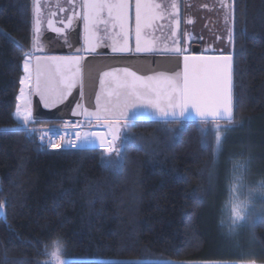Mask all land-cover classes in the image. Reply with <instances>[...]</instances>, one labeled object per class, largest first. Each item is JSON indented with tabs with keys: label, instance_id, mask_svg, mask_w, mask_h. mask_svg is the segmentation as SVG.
I'll return each mask as SVG.
<instances>
[{
	"label": "trees",
	"instance_id": "1",
	"mask_svg": "<svg viewBox=\"0 0 264 264\" xmlns=\"http://www.w3.org/2000/svg\"><path fill=\"white\" fill-rule=\"evenodd\" d=\"M232 16L233 119L219 124L258 135L264 0H232ZM32 18V0H0V264H46L57 243L69 264H264V219L250 245L220 234L209 184L217 124L129 123L119 153L49 150L22 129L14 109Z\"/></svg>",
	"mask_w": 264,
	"mask_h": 264
},
{
	"label": "snow or ice",
	"instance_id": "2",
	"mask_svg": "<svg viewBox=\"0 0 264 264\" xmlns=\"http://www.w3.org/2000/svg\"><path fill=\"white\" fill-rule=\"evenodd\" d=\"M133 7L134 49L129 45L132 34L130 10ZM172 8L175 10V3ZM81 9V12L68 16L64 24V28L68 29L74 18L79 17L83 21V49L77 48L72 55L36 56L35 52L44 51L37 42L40 28L39 22L36 23L34 48L23 60L24 75L20 79L21 87L14 109L15 119L25 128L33 122H39L33 116L31 97H38L44 108L51 109L63 104L78 85L83 95L82 63L86 55L98 54L97 49L101 47L97 35L99 24L106 26L112 53H152L158 47L155 38H149V32L154 29L157 20L163 19L164 14L161 5L154 0H134V5L130 0H82ZM48 27L57 34L62 31L53 27L51 20ZM176 34L174 27L172 36ZM180 43L174 40L172 46H165V51L182 56V72L142 75L127 67H117L101 73L95 111L82 109L78 102L72 109V115H82L90 124L95 122L103 125L107 128L106 133L80 131V122L64 120L61 122L62 129L70 131L53 132L51 128L42 130L40 140L43 141L47 136L48 146L58 150L65 145L76 148L78 142L96 139L105 153H119L116 141L120 139L121 131L128 128L130 115H135L136 110L145 109L160 120L171 118L173 121L182 119L191 110L201 122L217 124L215 140L219 145L222 139L219 121L227 120L231 123L233 119V57L223 54L190 56L187 49L180 47ZM4 206L0 204V208ZM233 215V223L244 220V216L235 208ZM47 254L52 257V262L64 264V250L58 243Z\"/></svg>",
	"mask_w": 264,
	"mask_h": 264
},
{
	"label": "flooded vegetation",
	"instance_id": "3",
	"mask_svg": "<svg viewBox=\"0 0 264 264\" xmlns=\"http://www.w3.org/2000/svg\"><path fill=\"white\" fill-rule=\"evenodd\" d=\"M52 2H54V0H45L47 11L51 10ZM130 2L134 5V0H130ZM154 2L161 5V11L164 14L163 19L157 20L155 22L154 29L150 30L149 32V38H155L156 44L158 45L156 50H154L152 53L139 54H136L134 51L127 54L112 53L110 49L111 40L107 38L109 33L105 31L106 26L104 24H99L97 26V35L100 37L101 47L97 49L98 54L94 53L92 55H177L175 53L165 51V46H172L174 40L181 42L180 47L187 49V54L190 56L212 54L232 55V0H154ZM173 3L176 4L175 10L172 8ZM222 3L224 6H222ZM81 4L82 0H67V4L65 6L56 8V10H58L57 12H55V10L51 11V13L48 12L49 14L46 17V21L44 24H42L43 31L45 33L44 37H42V40L46 41L52 37L56 41V44L50 45V43H47L48 45L46 48L60 47V49H62L63 47L66 50V53L64 54H73L71 50L75 49L76 47L83 49L84 33L82 19L79 17L77 21L73 19L74 25H72L68 30H64L62 28V16L64 15L66 18L70 13L74 15L76 11L81 8ZM81 11L82 9H80V12ZM173 11L175 12V15H173ZM58 16L61 18L60 20H56ZM49 20L52 21L53 27L62 30L60 34H57L56 32L49 29ZM189 20L192 22L188 23ZM129 25L132 29L129 45L134 49V7L130 10ZM174 27L177 33L176 36H172ZM73 28L74 32L72 33V37L70 39L65 34H68ZM63 30L65 34H62ZM76 31H79L80 33V42L76 41ZM185 37H187V39ZM71 41L74 43L73 48ZM81 54L84 53L82 52Z\"/></svg>",
	"mask_w": 264,
	"mask_h": 264
},
{
	"label": "rangeland",
	"instance_id": "4",
	"mask_svg": "<svg viewBox=\"0 0 264 264\" xmlns=\"http://www.w3.org/2000/svg\"><path fill=\"white\" fill-rule=\"evenodd\" d=\"M33 16L35 19L37 12H33ZM34 19L32 18V25L36 26V20ZM231 20L233 21V16ZM35 38L33 27V41ZM32 46L34 48V43ZM48 50L66 51L63 47L62 49L60 47H50ZM56 124L58 123L41 126L50 127ZM220 126H225V129L220 131L221 143L217 145L215 141L214 164L210 172L209 182L213 202L219 201L217 206H219L218 212L221 214L220 234L234 243L240 244L239 242L245 240V244L250 245L252 244L254 224L264 217V128H260V131L256 127L255 130L258 131V135H251L243 127L237 128L219 124L218 127ZM82 127L86 131L93 128L95 132L99 131L102 134L107 132L105 131L106 128L102 125L98 126L94 122ZM214 129L216 133L217 125ZM125 133L126 130L121 131L120 139L116 143L120 150ZM93 141L99 147V141L96 139H93ZM234 208L244 216V220L233 223L235 219L233 215ZM52 249L53 247L44 248L42 252L44 257L49 258V260H45L46 264L52 262V257L47 254ZM62 249L65 251L64 246ZM247 256H249L248 253ZM63 259L64 264H69L70 260L66 257V254ZM52 264H58V261L52 262Z\"/></svg>",
	"mask_w": 264,
	"mask_h": 264
},
{
	"label": "water",
	"instance_id": "5",
	"mask_svg": "<svg viewBox=\"0 0 264 264\" xmlns=\"http://www.w3.org/2000/svg\"><path fill=\"white\" fill-rule=\"evenodd\" d=\"M79 8L76 13L80 12ZM72 15L71 13L68 16ZM62 16V28L67 22V18ZM78 17L74 18L77 21ZM80 20V19H79ZM74 22H72V25ZM69 29V28H68ZM66 29V30H68ZM63 30L62 34H65ZM74 28L70 30L67 35L70 39ZM80 33L75 32L77 42L79 41ZM72 48L74 43L71 41ZM72 49V53L75 54L76 49ZM98 52V51H97ZM104 53V52H101ZM139 54V53H136ZM72 54H53L48 56H67ZM231 55V54H229ZM36 56H45V54H38ZM232 56V55H231ZM127 67L131 70L136 71L142 75H153L157 72H164L166 74H172L176 72H182L183 58L178 55H149V56H109V55H86V59L82 63V82L83 95L81 96V87L78 85L73 89L72 95L63 103L57 107L46 109L39 102V98L36 96L32 97L33 103V116L36 121H64V120H84L89 122L84 116H73L72 109L75 108L79 102L82 105V109H88L89 111H95L96 109V94L100 91V75L104 71H108L112 68ZM136 121H173L171 118L167 120H160L155 116L154 113L139 109L136 110L135 115H130V123ZM177 121H200L199 118L189 110L188 114ZM227 122V120H221ZM103 126V125H102ZM104 127V126H103ZM106 128V127H104ZM107 129V128H106ZM97 147V146H96Z\"/></svg>",
	"mask_w": 264,
	"mask_h": 264
},
{
	"label": "crops",
	"instance_id": "6",
	"mask_svg": "<svg viewBox=\"0 0 264 264\" xmlns=\"http://www.w3.org/2000/svg\"><path fill=\"white\" fill-rule=\"evenodd\" d=\"M32 3H33V12L34 13L37 12L36 18L34 19V16H33V19L36 20L35 24L37 23V21L39 22V28H40L39 38H38L37 42L39 43L40 47H42L43 50H44L43 52H35V55H38V54L53 55V54H64V53H66V51H63V52L62 51H55V50L54 51H49L48 48H46V46L48 45L47 43H50V45H54V44H56V41L52 37L50 39L46 40V41L42 40V37H44V35H45V33L43 31L42 24L45 23L46 17H47V15L49 13H51V11L55 10V12H57L58 10H56V8L65 6L67 4V0H54V2L51 3V10L50 11L46 10L45 0H32ZM54 7H55V9H54ZM66 13H68V12H66ZM57 19L60 20L61 18L58 16L56 18V20ZM33 27L35 29V25ZM32 45H33V43H32ZM32 51H33V46H32L31 50L28 53H30ZM24 58H23V60H24ZM22 70H23V63H22ZM23 75H24V71H23ZM20 87H21V85H19V90H20ZM19 90H18V92H19ZM31 99H32V97H31ZM18 122L22 125V123L20 121H18ZM41 122H44L45 125H51L53 123H56V121H41ZM50 122H52V123L48 124ZM105 131H107V129ZM93 132H95V131H93Z\"/></svg>",
	"mask_w": 264,
	"mask_h": 264
},
{
	"label": "built area",
	"instance_id": "7",
	"mask_svg": "<svg viewBox=\"0 0 264 264\" xmlns=\"http://www.w3.org/2000/svg\"><path fill=\"white\" fill-rule=\"evenodd\" d=\"M68 121H77V122H80V124H81V128L79 129L80 131H86V130H83V127L82 126H84V125L87 126L88 124H90L89 122L84 121V120H68ZM61 122L62 121H60V122H58V124L53 125V126H50V127L41 126V125H33V123H34L33 122V123H31V124L28 125V128H25L24 126H22V129L25 130V131H28L30 133H37V135H38L37 136L38 137L37 140H38V143L39 144L45 145L47 147V149H49V150H57V149H52V148H50L48 146L47 136L44 137V140L43 141L40 140V136H41L42 130H46V129H49V128H51L53 130V132L70 131V130H64V129H62ZM28 129H33L34 131H29ZM93 131H95L93 128L87 130V132H93ZM73 138H75V137H73ZM89 147H96V145L94 144L93 139H89L88 141L78 142V147H76V148H71V147L65 145L61 149L78 150V149L89 148Z\"/></svg>",
	"mask_w": 264,
	"mask_h": 264
},
{
	"label": "bare ground",
	"instance_id": "8",
	"mask_svg": "<svg viewBox=\"0 0 264 264\" xmlns=\"http://www.w3.org/2000/svg\"><path fill=\"white\" fill-rule=\"evenodd\" d=\"M60 122V121H57V123ZM97 125V124H96ZM53 126V125H52ZM98 126H101V125H98Z\"/></svg>",
	"mask_w": 264,
	"mask_h": 264
}]
</instances>
